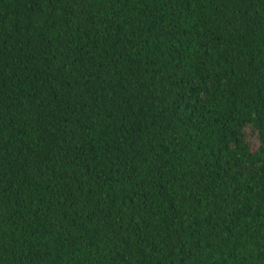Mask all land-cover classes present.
Here are the masks:
<instances>
[{
  "label": "trees",
  "instance_id": "trees-1",
  "mask_svg": "<svg viewBox=\"0 0 264 264\" xmlns=\"http://www.w3.org/2000/svg\"><path fill=\"white\" fill-rule=\"evenodd\" d=\"M0 264H264V0H0Z\"/></svg>",
  "mask_w": 264,
  "mask_h": 264
}]
</instances>
